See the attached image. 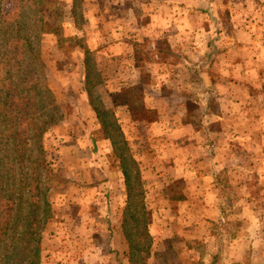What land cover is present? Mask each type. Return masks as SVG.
Returning a JSON list of instances; mask_svg holds the SVG:
<instances>
[{
	"label": "rangeland",
	"instance_id": "374dc122",
	"mask_svg": "<svg viewBox=\"0 0 264 264\" xmlns=\"http://www.w3.org/2000/svg\"><path fill=\"white\" fill-rule=\"evenodd\" d=\"M81 1L85 17L97 14L96 7L101 5L107 23L99 25V31L116 29L117 23L122 33L123 29L135 28L129 34L141 44L140 55L135 57L140 74L129 95L136 108L145 111V121L156 117L153 109L144 107L145 94L148 99L157 96L168 100L176 86L185 88L183 96L192 95L188 103L200 99V103H208L204 111L189 105L188 119L194 127L200 124L204 112L216 116L223 108L222 121L200 124L209 139L206 157L195 164L202 168L198 173L207 178L197 173L192 189H185L181 179L172 176L174 162L166 160L161 176L150 180L157 189L158 184L169 186L174 178L165 196L177 198L186 191L194 201L191 209L177 201L165 209L151 207L148 225L155 235L151 236L150 251L137 264H264V0ZM61 2L67 5L70 0ZM65 14L58 34L45 33L38 48L47 85L63 112V120L44 141L51 177L47 198L55 223L54 234L44 242L41 264H124L112 254L104 222L111 209L117 218L120 206H124L119 162L106 146L104 130L83 91L84 72L76 52L81 43L87 48L97 46L91 42L95 36L88 37L97 27L90 22L81 26L83 37L78 42V33ZM68 34L73 39H68ZM230 38L242 42L237 50ZM251 38L257 40L256 62L261 72H249L252 54L247 50ZM153 52L161 63L156 78L144 64L157 61ZM106 54L105 49L96 55L91 51L90 72L106 65ZM235 60L241 62L243 72L233 67ZM184 62L191 71H175ZM214 62L216 68H212ZM201 72H206L204 77ZM198 80L204 82H200L199 92L212 90V94H195ZM96 81L93 78L90 87ZM189 87L193 93H189ZM93 90L97 107L106 110L109 104L102 86L93 85ZM170 117L179 115L174 112ZM139 134L145 136L143 129ZM135 137L134 145L130 142L132 150L137 148ZM163 139L172 141L175 137ZM199 203L207 209L203 214ZM91 206L96 207L92 212ZM86 212L96 213L95 217L99 214V221H90ZM86 223L98 232L93 238L76 236Z\"/></svg>",
	"mask_w": 264,
	"mask_h": 264
},
{
	"label": "trees",
	"instance_id": "16d2710c",
	"mask_svg": "<svg viewBox=\"0 0 264 264\" xmlns=\"http://www.w3.org/2000/svg\"><path fill=\"white\" fill-rule=\"evenodd\" d=\"M84 7L81 0H70L67 5L61 0H0V264H41L44 242L54 234L44 141L63 120V112L47 85L38 48L45 33L58 34L64 12L72 29L82 33L81 26L90 16H84ZM97 15L104 17L99 12ZM66 37L73 39L71 34ZM78 37L82 42V34ZM130 41L137 59L141 44L132 36ZM76 48L83 55V91L104 130L106 146L118 159L125 196L119 221L113 225L107 217L105 231L109 232L114 258L137 264L148 254L152 242L147 206L167 197V188L150 185L162 160L149 145L138 151L130 148V137L145 128L133 124L144 120L145 111L138 110L129 95L132 86L110 85L104 73L90 72L91 51L82 43ZM95 77L97 81L90 87ZM151 77L156 78L155 72ZM96 84L102 86L108 100L106 110L97 107L92 95ZM154 121L156 118L148 120ZM95 208L91 206L90 212ZM95 215L90 213L89 220L99 221L100 215Z\"/></svg>",
	"mask_w": 264,
	"mask_h": 264
},
{
	"label": "crops",
	"instance_id": "0c3cea01",
	"mask_svg": "<svg viewBox=\"0 0 264 264\" xmlns=\"http://www.w3.org/2000/svg\"><path fill=\"white\" fill-rule=\"evenodd\" d=\"M95 9V8H93ZM97 11L100 13L101 15V10L98 9L96 7ZM97 12V13H98ZM94 16H97V14L93 15L91 14L89 17H91V19L88 17V21L91 24H94L95 27H97L96 29H92V31L89 33V38L92 37L93 35L95 36L94 39H92V44L96 43L97 46L95 48L92 47H88L89 51H93L95 52V55L97 52H100V50H104L107 52V59L108 62L106 63V65H104L103 68H100L99 71L104 73L107 77V79L109 80L108 83L110 85H113L114 83H120V84H115V86H123V87H131L134 86V80L137 79V76L139 77V61L137 62L135 57H134V49L131 45V35L129 34V31H131V34L134 33L132 31L135 30V28H132L131 30L126 31L125 29L124 32L122 33L121 30L122 28L118 27L119 23H117V28L113 29L110 28L108 31L109 32H102L99 31V25H105L107 22V20L103 17V19L99 18L98 19ZM89 23V24H90ZM78 36L81 35V33L79 32L77 34ZM115 37V39H113V36ZM232 39V44L231 46H233V48L235 50H237L238 46H240V40L234 39V38H230ZM107 41V42H106ZM139 41V40H137ZM257 40L255 39L254 41L251 38L250 41V46H249V50H247V52L249 54H252L251 57H249V59L251 60L250 67L251 69H249V72H261L259 70V68H257V46H255V42ZM219 44V43H218ZM220 45V44H219ZM241 51V50H240ZM77 54L80 55V60H82L83 55L80 52V50H76ZM154 54V59L159 61V58L157 56V54L155 52H153ZM135 61V62H134ZM82 62V61H80ZM132 62V63H131ZM134 62V64H133ZM147 69V72H150V74L152 72H155L156 75H159V72H161V63H159V66L156 65V61H154L153 63H144ZM233 67L238 68V70L242 69V72L244 71V69L241 67V62L239 60H235V62H232ZM81 66V63H80ZM217 67V62H214L212 68H216ZM241 67V68H239ZM80 70L82 72H84V70L82 69V66L79 67ZM258 70V71H256ZM177 72H184L185 74L187 72L191 71V68L188 67V63L184 62V64L179 65L176 70ZM202 74L200 75L201 77H204L205 75H203L204 73L206 74V72H201ZM198 85H195L198 88V90H194V93H198L201 94V96H204V93L207 92L206 94L209 96V94H212V90L209 92L208 90H204L199 92V89L201 87L200 82L198 80ZM201 83H204L203 81ZM157 86V85H156ZM155 86L152 87V89ZM189 93H193L190 90L192 89L191 87L188 88ZM202 89V88H201ZM193 90V89H192ZM182 91H186L184 87H175L173 89V93H171L169 95V99L168 100H164L162 97H152L150 99L147 98L146 94H145V99H146V104L144 107L153 109L156 113V121H154V123H149L148 121L145 120H141V121H136L135 124L136 127H143L145 126V136H141L139 134V131H136L133 133L132 137H130V142L134 145V140L132 139L134 134L136 135V141H138L137 144V148L134 149V151H138L141 148L146 147V145L151 146V149L154 151V153L157 154V156L162 160V166L158 169V172L156 174L157 176H161V171L162 169H164V161H171L172 163L174 162V166L173 169L171 170L172 176L175 178H179L182 181V185H184L185 189L191 188L194 186V182L193 179H195L194 176H197L196 174L198 173V171L200 172L202 170V168H199L198 165H196L195 163H197L198 161L202 160V158L206 157L207 152V143H208V139H209V134L207 136V132H205V128L201 127V125L206 126L210 123H212V121L214 119L216 120H221L222 118H224L222 113L223 108H220V114L219 115H211L209 113L204 112V118H200L201 122L197 127H194L192 124V121H190L188 119L189 114H188V107L190 104H192V106H196V109H202V111H204L205 109L209 108L208 103L203 102L204 104L200 103L202 102V99H200L199 101L196 100V102H194L193 100H191V103H188V101L191 99L192 95L187 96H183ZM198 91V92H197ZM189 98V99H188ZM148 100H150L151 102H148ZM199 103V104H198ZM209 111V109H208ZM177 112V114L179 115L178 118L173 119L172 117H170V114ZM210 116V117H209ZM199 122V120H197ZM222 121V120H221ZM129 122H126V124H128ZM132 124V123H131ZM207 126V127H208ZM139 129V128H138ZM143 129V130H144ZM164 136H172L175 137V140L172 141H164L163 137ZM163 144H169L168 147L164 146ZM138 153V152H137ZM136 153V154H137ZM139 154V153H138ZM186 161L190 162L188 163V165H184V163H186ZM176 163V164H175ZM120 173V178H121V172ZM199 176H201L202 178H207L205 177V175H202L201 173ZM170 175V174H167ZM171 177V175H170ZM172 179L168 185L169 186H162L159 185V187H165V188H172V186H170L171 184H173L175 179ZM184 189V190H185ZM187 192L185 191L183 195L178 196L176 199H172V197H166L165 199H163V201L161 202H157L154 204H148L147 209H148V216L150 214V209L151 207H158V208H162L165 209L167 204L172 203V202H176L178 204H182L184 205L186 209H191L193 207V201L194 199L190 196H188V194H186ZM180 197V198H179ZM124 204H125V196H124ZM176 203V204H177ZM199 207V211L203 214L202 212V207L205 208V206H203V204H200ZM118 208V207H117ZM123 208V204L120 206V209ZM205 211H207V209H205ZM113 210L111 209L109 211V215L110 217H108L110 223L113 225H116L117 222L119 221V215L117 218H115V216L113 215ZM87 227H85V229H81L79 231L76 232V236L78 237H82V236H89L90 238L94 237V230L90 228L89 223H86ZM84 231V232H83ZM96 231V230H95ZM152 237H154L155 233L153 232V230H150ZM101 235H103V233H101ZM107 236L109 238V232L107 231Z\"/></svg>",
	"mask_w": 264,
	"mask_h": 264
}]
</instances>
